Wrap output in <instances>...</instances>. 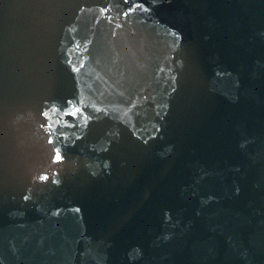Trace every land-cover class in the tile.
I'll use <instances>...</instances> for the list:
<instances>
[{
  "label": "water",
  "instance_id": "water-1",
  "mask_svg": "<svg viewBox=\"0 0 264 264\" xmlns=\"http://www.w3.org/2000/svg\"><path fill=\"white\" fill-rule=\"evenodd\" d=\"M0 264H264V0H0Z\"/></svg>",
  "mask_w": 264,
  "mask_h": 264
},
{
  "label": "snow or ice",
  "instance_id": "snow-or-ice-1",
  "mask_svg": "<svg viewBox=\"0 0 264 264\" xmlns=\"http://www.w3.org/2000/svg\"><path fill=\"white\" fill-rule=\"evenodd\" d=\"M60 157H59V155L57 156V159H59Z\"/></svg>",
  "mask_w": 264,
  "mask_h": 264
}]
</instances>
